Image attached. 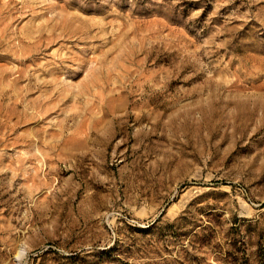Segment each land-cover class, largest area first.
<instances>
[{
	"label": "rangeland",
	"instance_id": "obj_1",
	"mask_svg": "<svg viewBox=\"0 0 264 264\" xmlns=\"http://www.w3.org/2000/svg\"><path fill=\"white\" fill-rule=\"evenodd\" d=\"M264 0H0V264H258Z\"/></svg>",
	"mask_w": 264,
	"mask_h": 264
},
{
	"label": "trees",
	"instance_id": "obj_2",
	"mask_svg": "<svg viewBox=\"0 0 264 264\" xmlns=\"http://www.w3.org/2000/svg\"><path fill=\"white\" fill-rule=\"evenodd\" d=\"M257 256H258V264H264V244L259 243Z\"/></svg>",
	"mask_w": 264,
	"mask_h": 264
}]
</instances>
